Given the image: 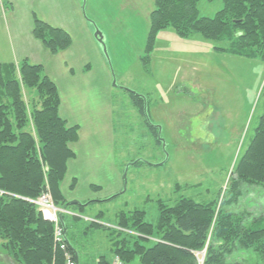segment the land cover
I'll list each match as a JSON object with an SVG mask.
<instances>
[{"label":"rangeland","instance_id":"1","mask_svg":"<svg viewBox=\"0 0 264 264\" xmlns=\"http://www.w3.org/2000/svg\"><path fill=\"white\" fill-rule=\"evenodd\" d=\"M56 2L70 15L60 18L71 25L73 44L56 57L41 43L37 49L32 45L36 55L29 61L43 65L56 83L61 117L80 127L79 141L71 144L76 161H68L62 183L64 199L94 202L83 211L60 206L50 187L36 200L46 193L74 215L65 218L67 238L81 264H96L110 255L120 212L144 211L145 221L156 223L160 200L174 205L180 196L197 202L218 198L221 204L229 198L225 191L234 166L264 117V61L235 56L228 43L200 35L182 38L169 28L157 34L150 62L143 63L155 0H81L78 15L70 0H0V63H18L13 58L18 38L35 42L32 11ZM223 6L224 0H201L199 11L213 17ZM51 15L57 17L54 10ZM97 30L107 55L94 37ZM23 93L31 109L40 108L35 93ZM131 94L144 100L146 115ZM228 210L245 213L246 225L264 218V185L244 186L243 197ZM89 217H98L99 227L87 232ZM260 261L253 249H236L225 259L226 264ZM0 264H16L1 240Z\"/></svg>","mask_w":264,"mask_h":264},{"label":"trees","instance_id":"2","mask_svg":"<svg viewBox=\"0 0 264 264\" xmlns=\"http://www.w3.org/2000/svg\"><path fill=\"white\" fill-rule=\"evenodd\" d=\"M200 1L155 0L143 63L150 62L157 34L169 28L182 38L200 35L228 43L233 55L264 61V0H224L213 17L201 15ZM34 15L32 35L51 55L72 46L68 32ZM25 89L37 95L40 108L31 109L25 102ZM131 97L144 115V100ZM60 106L59 89L43 65L28 60L0 63V240L16 264H64L52 224L30 202L46 187L63 207L83 211L94 202L72 206L64 199L68 161L76 156L70 145L79 141L80 127L68 125ZM30 120L35 131L28 130ZM152 130L158 137V130ZM232 174L225 191L229 198L221 204L218 198L197 202L180 196L174 205L160 200L156 223L145 221L144 211L120 212L110 255L100 256L96 264H110L114 256L124 264H197L195 252L206 246L204 264H226V256L236 249H253L264 264V218L246 225L245 213L228 210L241 200L244 186L264 185V117ZM98 227L91 222L87 232Z\"/></svg>","mask_w":264,"mask_h":264},{"label":"built area","instance_id":"3","mask_svg":"<svg viewBox=\"0 0 264 264\" xmlns=\"http://www.w3.org/2000/svg\"><path fill=\"white\" fill-rule=\"evenodd\" d=\"M43 193L37 200L31 202L36 205L38 211L41 213L43 219L53 225L54 228V243L64 257V264H80L74 257L70 250L69 244L66 239V231L61 224L62 215H72L68 210L63 209L52 201L51 197ZM207 246L204 250L195 252L197 264H204L206 257ZM111 264H124L119 256H115Z\"/></svg>","mask_w":264,"mask_h":264},{"label":"crops","instance_id":"4","mask_svg":"<svg viewBox=\"0 0 264 264\" xmlns=\"http://www.w3.org/2000/svg\"><path fill=\"white\" fill-rule=\"evenodd\" d=\"M9 1L12 2L13 0H9ZM63 1L65 3H67V0H63ZM70 1L75 6L78 7V8H75V13L77 14L78 13L77 11L81 9V0H70ZM58 5H59V2H56L54 5H50L51 6V9L46 8V6H42V11H39V13H37L36 11H32V12H34L38 17H40V19L44 20L45 22L49 23L50 25H52L54 27H58V28L64 29L66 32H68L70 34V32H71L70 31L71 30L70 29L71 25H69L67 22H65L63 19L60 18L61 16H65V17L68 16L69 17L70 15L68 14V11H67L66 8H63L62 5H60V6H58ZM82 9H84V8H82ZM53 10H54V14L57 15L56 18H53L52 15H51L53 13ZM59 18H60V20H59ZM84 25L86 27V24H84ZM87 30L89 31V33L86 35V37L90 38L91 37V29L90 28H87ZM21 31L22 30H20V28H18V32L20 33ZM18 32H17V34H18ZM28 33L30 34V30L28 31ZM27 38L30 40V37H27ZM34 41L35 42H29L28 40H25L24 38L19 37L18 40L14 43V46H15V49H13V58H14V60H16V58H17L18 59V62H19L21 60H26L27 59L29 61L31 58H35L36 53L31 52L32 45H33V47L35 49H37L38 46H36V45H38L40 42L36 41L35 39H34ZM35 43H37V44H35ZM27 44H28V46H25ZM0 47H1V44H0ZM41 47H43V45ZM0 51L2 52L1 49H0ZM46 51L47 50L45 49V52ZM66 51H68V50H66ZM66 51H63V53L66 52ZM56 56H58V55H55V57ZM35 60H37V59H35ZM7 61H12V59H8ZM32 63H34V62H32ZM50 78H52V77H50ZM52 80H53V78H52ZM72 146L73 145H71V148H72ZM73 161H76V159H73L70 162H73ZM69 165L70 164H68V167H69ZM90 218H92V217H90ZM95 218H97V217H95Z\"/></svg>","mask_w":264,"mask_h":264},{"label":"water","instance_id":"5","mask_svg":"<svg viewBox=\"0 0 264 264\" xmlns=\"http://www.w3.org/2000/svg\"><path fill=\"white\" fill-rule=\"evenodd\" d=\"M84 8V7H83ZM94 37H95V39L97 40V42L102 46V48H103V51H104V53L107 55V49H106V47H105V43H104V36H103V34L99 31V30H97V32L95 33V35H94ZM145 110H146V108H145ZM147 114V113H146ZM150 120V119H149ZM159 135V134H158ZM159 137V136H158ZM70 204L71 205H82V203L81 202H78V201H72V202H70ZM62 224H63V226H64V223L62 222ZM65 227V226H64Z\"/></svg>","mask_w":264,"mask_h":264}]
</instances>
